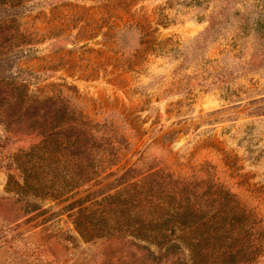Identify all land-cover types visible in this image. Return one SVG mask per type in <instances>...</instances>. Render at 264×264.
Instances as JSON below:
<instances>
[{
  "label": "rangeland",
  "instance_id": "374dc122",
  "mask_svg": "<svg viewBox=\"0 0 264 264\" xmlns=\"http://www.w3.org/2000/svg\"><path fill=\"white\" fill-rule=\"evenodd\" d=\"M152 174L228 192L264 264V0H0V264H175L94 204Z\"/></svg>",
  "mask_w": 264,
  "mask_h": 264
},
{
  "label": "trees",
  "instance_id": "16d2710c",
  "mask_svg": "<svg viewBox=\"0 0 264 264\" xmlns=\"http://www.w3.org/2000/svg\"><path fill=\"white\" fill-rule=\"evenodd\" d=\"M98 147L92 145L93 150ZM156 177L157 174H152V181L135 183L125 193L120 190L103 195L98 189L94 204L119 208L121 203H129L134 213L142 209L143 222L133 226L141 225L144 231L134 227L136 231H131L130 236L144 241L146 244L140 247L160 262L170 259L175 264H239L253 259L263 246L259 242L261 235L257 236L255 219L249 215L245 219L244 210L239 216L238 203L229 201L228 192L216 191L214 197L219 199V208L227 206L229 212L224 217L212 216L208 211H218L204 202L205 193L190 189L191 183L175 181L171 186L170 175ZM224 197L228 198L226 204L220 201ZM221 240L227 245L220 244Z\"/></svg>",
  "mask_w": 264,
  "mask_h": 264
}]
</instances>
